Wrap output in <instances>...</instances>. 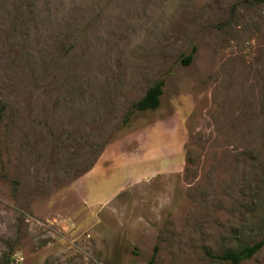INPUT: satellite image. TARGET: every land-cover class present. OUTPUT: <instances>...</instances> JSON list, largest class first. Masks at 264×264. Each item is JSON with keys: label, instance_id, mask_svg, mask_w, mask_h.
Returning <instances> with one entry per match:
<instances>
[{"label": "rangeland", "instance_id": "374dc122", "mask_svg": "<svg viewBox=\"0 0 264 264\" xmlns=\"http://www.w3.org/2000/svg\"><path fill=\"white\" fill-rule=\"evenodd\" d=\"M262 239L264 0H0V264H232Z\"/></svg>", "mask_w": 264, "mask_h": 264}, {"label": "trees", "instance_id": "16d2710c", "mask_svg": "<svg viewBox=\"0 0 264 264\" xmlns=\"http://www.w3.org/2000/svg\"><path fill=\"white\" fill-rule=\"evenodd\" d=\"M195 51V50H194ZM194 52L191 53L186 61L190 62L193 58ZM164 81H158L153 84L146 92V94L136 102L131 110L128 112L125 122L130 120L131 114L134 111H147L156 109L161 104V97L164 93ZM264 247V239L254 243H246L241 245L238 249L228 248L216 257L220 260L230 262L232 264H240L249 260Z\"/></svg>", "mask_w": 264, "mask_h": 264}]
</instances>
